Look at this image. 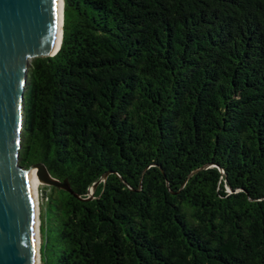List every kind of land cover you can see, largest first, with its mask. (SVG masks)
Returning <instances> with one entry per match:
<instances>
[{
	"label": "trees",
	"instance_id": "trees-1",
	"mask_svg": "<svg viewBox=\"0 0 264 264\" xmlns=\"http://www.w3.org/2000/svg\"><path fill=\"white\" fill-rule=\"evenodd\" d=\"M63 2L23 98L19 165L72 192L40 264H264V0Z\"/></svg>",
	"mask_w": 264,
	"mask_h": 264
},
{
	"label": "water",
	"instance_id": "water-1",
	"mask_svg": "<svg viewBox=\"0 0 264 264\" xmlns=\"http://www.w3.org/2000/svg\"><path fill=\"white\" fill-rule=\"evenodd\" d=\"M56 19V0H0V264H36L30 169L37 168L42 182L72 193L44 165L18 163L27 71L32 59L59 50L63 31L55 49Z\"/></svg>",
	"mask_w": 264,
	"mask_h": 264
},
{
	"label": "bare ground",
	"instance_id": "bare-ground-1",
	"mask_svg": "<svg viewBox=\"0 0 264 264\" xmlns=\"http://www.w3.org/2000/svg\"><path fill=\"white\" fill-rule=\"evenodd\" d=\"M56 37L54 48L56 49L60 42L62 23H63V0H56ZM28 176V193L31 208V222L35 230V256L36 264H40V204L38 199V188L43 182L39 178L37 168L30 169Z\"/></svg>",
	"mask_w": 264,
	"mask_h": 264
},
{
	"label": "rangeland",
	"instance_id": "rangeland-1",
	"mask_svg": "<svg viewBox=\"0 0 264 264\" xmlns=\"http://www.w3.org/2000/svg\"><path fill=\"white\" fill-rule=\"evenodd\" d=\"M49 186L48 184L46 183H42L39 185V188H38V199H39V204H40V215H39V218H40V224H41V220H45L46 217H45V206H46V196L47 194L49 193ZM46 223V222H44ZM45 225H44V232H43V236H44V253L46 254L47 253H51L53 250H54V245L52 244V236L54 235L53 232H48V236H49V245L48 247H46V244H47V241H46V236H47V232H46V235H45ZM40 244H41V233H40Z\"/></svg>",
	"mask_w": 264,
	"mask_h": 264
}]
</instances>
